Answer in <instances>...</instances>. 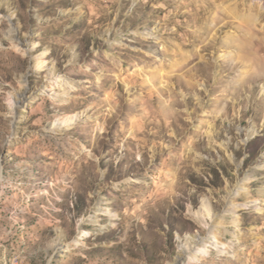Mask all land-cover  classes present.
Masks as SVG:
<instances>
[{
  "label": "rangeland",
  "instance_id": "obj_1",
  "mask_svg": "<svg viewBox=\"0 0 264 264\" xmlns=\"http://www.w3.org/2000/svg\"><path fill=\"white\" fill-rule=\"evenodd\" d=\"M0 170V264H264V0H0Z\"/></svg>",
  "mask_w": 264,
  "mask_h": 264
},
{
  "label": "bare ground",
  "instance_id": "obj_2",
  "mask_svg": "<svg viewBox=\"0 0 264 264\" xmlns=\"http://www.w3.org/2000/svg\"><path fill=\"white\" fill-rule=\"evenodd\" d=\"M15 106V105H14ZM61 124V123H60ZM54 129V128H53ZM1 171V170H0ZM0 180H1V172H0ZM246 183V180H243L242 182H240L239 184H237V188L236 191L237 193L234 194V196H230L228 198V202H232L235 196H239V194H242V191H245L244 188V184ZM260 193L262 194V199H260V201H262L264 199V186H261L260 188ZM228 204V203H227ZM259 204H256V206H258ZM255 206V207H256ZM235 208L239 207L238 205H234ZM234 208V209H235ZM206 210V214H209L208 208H205ZM255 211L259 212L258 208H255ZM108 215H111V210L110 208H107L106 210ZM238 216V212L234 210L232 217ZM91 220V219H90ZM93 220V219H92ZM82 235L81 231L78 233V235L73 239V241H77L78 237H80ZM212 239L211 235L206 236L205 238H203L197 246H190V242H183L180 249V252L178 254V256L176 257V259H174L173 261L168 262L167 264H181L183 263V261H187V260H195L197 258V255L200 253H204L207 250V246H208V242ZM63 250V248H61ZM198 253V254H197Z\"/></svg>",
  "mask_w": 264,
  "mask_h": 264
}]
</instances>
